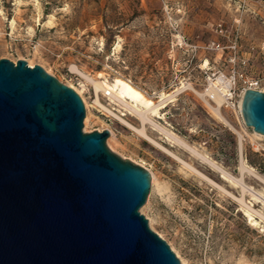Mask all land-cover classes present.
Wrapping results in <instances>:
<instances>
[{"label":"rangeland","instance_id":"1","mask_svg":"<svg viewBox=\"0 0 264 264\" xmlns=\"http://www.w3.org/2000/svg\"><path fill=\"white\" fill-rule=\"evenodd\" d=\"M257 1L0 0V59L38 65L74 91L84 109L82 132L107 130L105 147L148 172L149 190L138 212L179 264H264V221L250 223L244 207L263 216L264 208L95 92L93 82L125 80L155 103L158 94H172L153 118L157 125L235 178L241 155L264 181V136L243 125L239 98L219 112L240 135V149L236 132L206 104L214 103L199 95L220 76L235 83L238 96L247 81L264 90V4ZM242 178L264 199L263 181L247 173Z\"/></svg>","mask_w":264,"mask_h":264},{"label":"water","instance_id":"2","mask_svg":"<svg viewBox=\"0 0 264 264\" xmlns=\"http://www.w3.org/2000/svg\"><path fill=\"white\" fill-rule=\"evenodd\" d=\"M239 114L264 136V90L245 89ZM83 117L41 67L0 59V264H179L138 212L148 172Z\"/></svg>","mask_w":264,"mask_h":264},{"label":"bare ground","instance_id":"3","mask_svg":"<svg viewBox=\"0 0 264 264\" xmlns=\"http://www.w3.org/2000/svg\"><path fill=\"white\" fill-rule=\"evenodd\" d=\"M27 66L31 68L32 63L26 62ZM206 65V62L205 64ZM231 85L229 80L225 79L224 77L220 76L216 78V80L212 83H210L208 89H206L205 92L202 94H199L200 97L203 99L205 97H208L215 106H210L206 102V104L209 106V108L212 110V112L222 119L223 121L226 122V124L233 130V127L225 120L222 118L220 115L219 109L223 104H225V94L227 91L228 86ZM93 86L95 89V92H101L105 95L108 96L109 100L111 103H115L116 105L122 107L124 111H126L129 115L136 116L140 121L142 126L145 124L152 125V127L157 129L159 132H161L163 135L166 136L167 140L170 143H173L183 149H186L193 155H195L197 158H199L202 162L206 163L209 167H211L214 171H216L218 174L221 175V179L228 183L232 187H239L242 191V193H248L251 197V200H253L256 203L262 204L264 208V199L261 193L254 192L251 188L247 187L244 185L242 181V176L244 173H247L249 175L254 176V178L263 181L261 178H259L253 170L246 166L243 162V159L241 155H239V173L240 177L235 178L231 176L229 173L224 171L219 165L214 163L213 161L209 160L206 156L199 154L196 152L194 149L190 148L187 144H185L184 141H182L179 137L174 135L173 133L169 132L168 130L164 129L163 127L157 125L154 121L153 118H158L159 117V109L163 108L169 99H172V94L166 95L163 93L158 94L159 101L158 103L153 102L150 98L146 97L140 90L132 86L129 82L115 78L112 84H107L105 82H99V81H94ZM240 99L241 95L239 96L238 100V109L240 107ZM96 104L102 108L103 110L107 111L104 107H102L99 102L96 100ZM140 134H144L143 128L142 130H138ZM236 132V131H235ZM238 136V144H239V149H240V135L236 132ZM255 137L261 138L262 136L259 134L254 133ZM159 148L162 150L166 151L167 153L171 154L168 150L165 148L161 147L160 145H157ZM242 148V147H241ZM242 154V153H241ZM174 156V155H173ZM175 158V156H174ZM177 159V158H175ZM180 161V160H179ZM183 164L187 167V169H190L191 172L196 173L199 175L203 180L207 181L208 183L212 184L215 186L217 189H219L221 192H223L225 195L231 196L229 192L224 190L223 188L219 187L206 177H204L202 174L197 172L194 168L189 166L188 164L184 163ZM264 182V181H263ZM235 199V198H234ZM240 203L244 204L242 199H238ZM244 215L247 217V219L250 221V223L255 224V219L258 218L260 221H264V216L261 215L259 212L255 211L252 209V206H247L245 205L244 207Z\"/></svg>","mask_w":264,"mask_h":264},{"label":"built area","instance_id":"4","mask_svg":"<svg viewBox=\"0 0 264 264\" xmlns=\"http://www.w3.org/2000/svg\"><path fill=\"white\" fill-rule=\"evenodd\" d=\"M259 4H264V0H258L257 1ZM264 25V23H263ZM220 30V25L217 26ZM259 51L263 57V61H264V39L260 42L259 45ZM257 84V81H247V87L243 88L242 91L240 92L239 96L242 95V92L245 89H252V90H257L259 91L255 86ZM238 94L236 93V88H235V83L232 85H229L225 94V104H223L224 107H229V106H233V101L235 104V99L238 97Z\"/></svg>","mask_w":264,"mask_h":264}]
</instances>
